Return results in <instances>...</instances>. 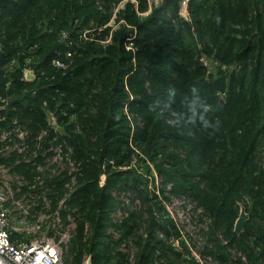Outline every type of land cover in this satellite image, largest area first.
<instances>
[{
    "label": "trees",
    "instance_id": "16d2710c",
    "mask_svg": "<svg viewBox=\"0 0 264 264\" xmlns=\"http://www.w3.org/2000/svg\"><path fill=\"white\" fill-rule=\"evenodd\" d=\"M182 2L0 0V132L27 131L0 163L26 181L17 197L45 189L49 212L73 218L66 264H129L123 242L136 264H200L166 214L168 185L209 220L202 254L264 264V0H189L188 17ZM55 148L74 171H38Z\"/></svg>",
    "mask_w": 264,
    "mask_h": 264
},
{
    "label": "built area",
    "instance_id": "2783aa9c",
    "mask_svg": "<svg viewBox=\"0 0 264 264\" xmlns=\"http://www.w3.org/2000/svg\"><path fill=\"white\" fill-rule=\"evenodd\" d=\"M188 1L189 0H183L182 2V4H186L185 10L187 16ZM122 6L123 5L120 7ZM68 56H71V54L69 53ZM54 63L62 65L58 60H55ZM7 104L8 99L0 97V111L4 110ZM0 120H4V117L0 116ZM50 121L53 123L52 126H56L53 116L50 117L49 123ZM14 125L15 127L13 129H6L0 132V156L8 157L13 151L17 150L18 152H22L24 148H26L25 138L27 131L21 129L16 122H14ZM55 150H59L61 154L60 149L55 148L54 151ZM136 160L137 158L134 157L133 162L135 163ZM69 163L74 164V162L68 159V164ZM0 171L7 172V166L0 163ZM105 178L106 176L103 175L102 182H104ZM160 181L161 178L155 174L156 184L159 185ZM170 190L171 185H168L165 193L166 198L163 199V205L166 209L167 216L180 230L181 237L186 242L192 257L200 264H220L217 260L213 259L212 256L201 253L203 245L206 242L204 234L208 226L205 231H202L197 226V220L193 214L194 208L196 207L195 204L184 196L172 194ZM13 196L9 183L0 180V264H66L64 252L67 250L68 243L72 238L70 233L68 231L62 232L59 240L54 238L26 240V235L30 233V229L34 231L40 228L39 220L32 221L29 211L23 209L21 211L22 220L20 222L22 227L14 226L11 223L12 211L9 208L10 201H13ZM122 196H124V194H122ZM123 199L125 204L130 205L131 208H133V204L136 203V201H139L135 199V201L130 204V199L128 197H123ZM14 204L21 205L19 201H14ZM196 209L202 214L201 208L196 207ZM127 216L128 211H122L120 209H117L110 215L114 222H121ZM108 232L113 235L114 239H119L120 231L109 228ZM13 233H18L21 237L12 240ZM160 236H162V234H160ZM198 244H202L200 250H198ZM176 245H178V241ZM118 250L128 256L129 264H136L138 248L135 244L123 242ZM231 253L234 259L241 258L242 261L246 263V257L241 251L233 249ZM82 264H92L90 256H85Z\"/></svg>",
    "mask_w": 264,
    "mask_h": 264
},
{
    "label": "rangeland",
    "instance_id": "374dc122",
    "mask_svg": "<svg viewBox=\"0 0 264 264\" xmlns=\"http://www.w3.org/2000/svg\"><path fill=\"white\" fill-rule=\"evenodd\" d=\"M186 4H182V14L186 17ZM55 156L53 158H46L45 165L38 166V171L47 175L46 172H50L51 175H57L63 171H65L66 168H69L70 171L75 170V166L73 163H67V160L60 154L59 150H55ZM39 179V177H37ZM0 180L3 182H8L11 191L13 192V201H10L9 208L12 211L11 214V223L14 226H21L20 223L22 220V210L26 209L29 211L30 219L32 221L39 220V229H35L32 231L30 229V233L26 235V240H35V239H43V238H54L59 240L61 233L64 231H68L70 233V236L72 237L74 234V229L76 227L73 218L69 217L68 222L64 223L63 220H61L58 217V212L50 213V207L47 201V198L44 197V191L42 193H32L28 192L25 194L20 195L17 197L18 192H20V187H16L15 185L22 186L26 184V181L22 176L16 175L11 172L10 168L7 167V172L0 171ZM42 181H39L38 186H42ZM43 199L44 206L40 210H35V206L38 205V200ZM131 200V199H130ZM14 201H19L21 205L14 204ZM133 207H140V201H136V203L133 204ZM194 208L193 214L197 220V226L202 230L205 231L207 229V226L209 224L208 218L198 212V210H195ZM70 237V238H71ZM205 239V238H204ZM70 240V239H69ZM205 241V240H204ZM202 244H198V250L201 249ZM70 248V241L68 243V252ZM67 250L64 252V259L68 255Z\"/></svg>",
    "mask_w": 264,
    "mask_h": 264
},
{
    "label": "water",
    "instance_id": "95a60500",
    "mask_svg": "<svg viewBox=\"0 0 264 264\" xmlns=\"http://www.w3.org/2000/svg\"><path fill=\"white\" fill-rule=\"evenodd\" d=\"M25 79L29 80V81L35 79V75L31 69L25 70ZM50 125L51 126L53 125L52 121H50ZM248 219H249V215L246 212L245 207L241 206L239 216H238V218L235 222V226H234V231L237 234H240L241 232L244 231L245 223Z\"/></svg>",
    "mask_w": 264,
    "mask_h": 264
}]
</instances>
